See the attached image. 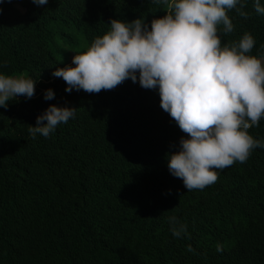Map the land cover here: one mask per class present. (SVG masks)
I'll return each instance as SVG.
<instances>
[{
    "label": "trees",
    "instance_id": "trees-1",
    "mask_svg": "<svg viewBox=\"0 0 264 264\" xmlns=\"http://www.w3.org/2000/svg\"><path fill=\"white\" fill-rule=\"evenodd\" d=\"M241 3L247 16L226 11L233 31L218 26L221 45L248 32V55L264 62V15L254 0ZM165 12L152 0H0V73L36 80L30 99L0 107V264H264V148L187 191L165 155L186 134L154 89L126 79L98 93L65 92L51 75L110 19L150 23ZM49 88L55 95L45 100ZM51 104L74 108V118L33 138L27 129ZM247 131L264 139V118ZM172 215L186 225L183 238L169 230Z\"/></svg>",
    "mask_w": 264,
    "mask_h": 264
},
{
    "label": "clouds",
    "instance_id": "clouds-1",
    "mask_svg": "<svg viewBox=\"0 0 264 264\" xmlns=\"http://www.w3.org/2000/svg\"><path fill=\"white\" fill-rule=\"evenodd\" d=\"M47 2L32 0L37 6ZM152 2L164 5L165 14L150 23L142 18L110 19L108 31L51 75L65 82V92L98 93L126 79L154 89L160 108L186 134L177 150L165 154L167 169L187 191L202 190L216 182L218 170L244 163L253 149L264 148V139H254L247 131L264 118V67L256 56L248 55L255 44L250 33L221 45L218 26H223L222 34L233 31L226 11L235 9L239 16H247L241 0ZM254 10L264 15L259 0H254ZM35 83L24 75L0 73V107L19 96L30 99ZM54 95L51 88L43 92L45 100ZM74 116V108L51 104L27 131L33 138L37 134L47 138ZM168 223L173 237L187 235L186 225L176 216H169ZM58 228L62 237L68 236L61 222ZM187 250L192 251L190 246ZM216 251H222L219 243Z\"/></svg>",
    "mask_w": 264,
    "mask_h": 264
},
{
    "label": "rangeland",
    "instance_id": "rangeland-1",
    "mask_svg": "<svg viewBox=\"0 0 264 264\" xmlns=\"http://www.w3.org/2000/svg\"><path fill=\"white\" fill-rule=\"evenodd\" d=\"M262 63V66L264 65V62H261Z\"/></svg>",
    "mask_w": 264,
    "mask_h": 264
}]
</instances>
